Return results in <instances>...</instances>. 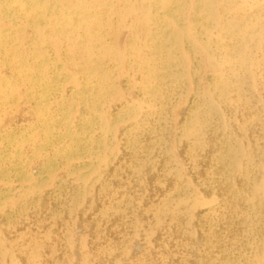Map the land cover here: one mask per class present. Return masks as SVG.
Returning <instances> with one entry per match:
<instances>
[{
    "label": "rangeland",
    "instance_id": "obj_1",
    "mask_svg": "<svg viewBox=\"0 0 264 264\" xmlns=\"http://www.w3.org/2000/svg\"><path fill=\"white\" fill-rule=\"evenodd\" d=\"M107 2L0 0V264H264V0Z\"/></svg>",
    "mask_w": 264,
    "mask_h": 264
},
{
    "label": "bare ground",
    "instance_id": "obj_2",
    "mask_svg": "<svg viewBox=\"0 0 264 264\" xmlns=\"http://www.w3.org/2000/svg\"><path fill=\"white\" fill-rule=\"evenodd\" d=\"M100 1H103V3L105 5H109L107 0H100ZM229 11L231 12L232 10L230 9ZM246 23H247L248 26H246L245 28H249L250 26L251 27L252 26L253 27L256 26L253 22H251V20L247 21ZM257 26H258V24H257ZM260 27H261L260 28V33L258 32V35H257L258 37H257V39H255L257 42L254 43L255 45H258V46H259V43H261V41H262V43H264V23H262V25ZM161 47H163V44L161 45ZM166 48L167 47L165 46L164 49H166ZM170 56H171V53L168 51L166 53V57L168 59H170L169 58ZM214 90H215L216 94L223 100L224 99L225 100L226 99L229 100V98H228L229 97L228 96L229 93H231V94L235 93L236 96L240 98V100L242 101L243 105H245L244 107H246V109H247V104L245 102H243V101H245V98H246V92L245 91L235 90V92H234V88L232 87V85L229 84L227 81H224V80H219L215 84ZM253 114H252V112H250V114H249V112H247L246 115L244 116L245 118L244 117H243V119L241 118L242 119L241 121L238 120L239 122L237 123V128H238L240 133H244L247 136V138L249 139V141L251 143L262 142V141H264V131L258 130V127L254 124V122L256 120H255V115H253ZM201 137H202V139H200L199 143L197 145L193 146L194 149H198L200 147H203L206 144L213 145L214 147L218 146V145H221V144H219L220 142L216 141V134L213 132L212 128L209 129V130L204 131L202 133ZM204 143H206V144H204ZM199 155H200V153H199Z\"/></svg>",
    "mask_w": 264,
    "mask_h": 264
}]
</instances>
